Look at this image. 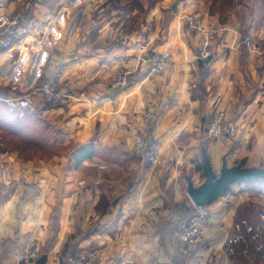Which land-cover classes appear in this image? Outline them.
Wrapping results in <instances>:
<instances>
[{"label": "crops", "instance_id": "1", "mask_svg": "<svg viewBox=\"0 0 264 264\" xmlns=\"http://www.w3.org/2000/svg\"><path fill=\"white\" fill-rule=\"evenodd\" d=\"M24 1L0 0V13H12ZM139 1L36 4L28 31L0 50V102L30 96L33 106L16 110L17 121L26 127L42 121L44 139L18 148L0 135V185L17 178L40 185L35 195L0 197V264H16L30 240H38L42 251L51 241L46 264H58L71 237L77 250L96 251L93 264H264L244 226L246 241L234 254L225 244L240 220L264 224V179L235 182L226 190L229 199L222 198L224 191L206 205L203 233L190 256L181 254L171 233L181 215H173V205L185 203L194 213L187 177L195 184L203 180V147L216 171L223 160L264 166V0H231L222 14L205 0H177L176 10V0H151L137 10ZM167 6L170 16L163 13ZM185 14L215 31V60L200 92L196 59L203 36L184 27ZM153 51H169L171 60L150 77L143 68ZM58 65L64 66L65 98L43 106L34 90ZM118 67L131 79L112 88ZM143 109L157 114L147 128L162 145L153 166L134 153ZM217 112L235 121L236 136H207ZM26 145L27 154L19 153ZM260 240L264 244V232Z\"/></svg>", "mask_w": 264, "mask_h": 264}, {"label": "built area", "instance_id": "2", "mask_svg": "<svg viewBox=\"0 0 264 264\" xmlns=\"http://www.w3.org/2000/svg\"><path fill=\"white\" fill-rule=\"evenodd\" d=\"M49 0H25L14 12L0 13V50L9 48L17 39L22 37L28 31V24L31 19V13L36 4H44ZM184 25L197 32H201L203 40L201 44V57L207 58L213 56V47L210 41L215 33L214 30H205L201 27L199 18L195 15L186 16ZM243 41L249 49L253 50L254 46L248 36L243 37ZM264 58V43L261 46L260 52ZM75 57V56H74ZM76 58V57H75ZM171 60V54L168 51H153L146 59L143 71L146 75L153 77L161 74ZM63 65H58L46 74L38 87L34 90L40 97L43 106H50L62 102L65 98V91L60 82V75L63 70ZM129 72L125 67H118L112 73L110 78V87L119 88L126 84ZM33 106V101L30 96L21 95L6 99V107L8 110H23ZM157 117L155 110L143 109L141 112V120L143 129L137 133L135 138L134 153L142 158L150 165H156L159 161V155L162 148L159 139L152 137L148 131V126L151 121ZM239 132L235 121L224 116L222 112H217L213 116L207 128L208 137H218L219 135L228 134L233 137ZM101 167L105 165L101 164ZM22 191L24 194L34 195L40 191L38 183L29 182L21 178L7 181L0 185V197L6 198ZM231 193L225 191L222 198L229 199ZM194 206V213L181 220L172 229V236L180 244L181 254L190 256L195 252L198 242L203 233L202 219L208 215V210L205 205ZM180 218H177L178 220ZM251 234V238L255 241V249L264 260V244L260 240L264 232V224L260 223L254 226L248 223L245 219L240 220L235 225V234L229 236L225 241L226 248L229 254L235 253L236 245L246 241V236L242 230ZM42 253V244L38 240H30L26 243L23 251V257L27 261H34ZM96 257V251L89 249L86 251H72L67 255V264H93Z\"/></svg>", "mask_w": 264, "mask_h": 264}, {"label": "trees", "instance_id": "3", "mask_svg": "<svg viewBox=\"0 0 264 264\" xmlns=\"http://www.w3.org/2000/svg\"><path fill=\"white\" fill-rule=\"evenodd\" d=\"M218 1H220L218 4H216ZM205 2L210 3L211 6H214V8L222 14L229 8L230 0H205ZM215 60L214 56H210L207 58H202L201 55L196 59L197 65L200 70V82L195 85V89H197L198 92L202 91L203 87V81L205 76L208 73L210 64ZM131 77L129 75L128 80H130ZM15 111H10L6 108L5 104L3 102H0V135L3 136L4 143L9 145H14L15 147L21 148L22 145L26 142L32 145H40V143H43L44 140L39 136V133L41 132V128L43 126V122L40 120H37L36 122H32L28 127H26L22 122L17 121ZM154 123V120L151 121V126ZM150 128V127H149ZM207 132V130H206ZM9 135L11 138L7 140L6 142V136ZM38 144V145H37ZM205 144V143H204ZM206 145V144H205ZM28 145L23 147L21 149V154H27L26 148ZM205 151H207L206 146L203 147ZM36 154H38L36 152ZM230 186L226 188V190L229 189ZM2 200V199H1ZM172 213L173 215L179 214L180 216L178 220H175L174 224L172 225L171 229H173L178 222H180L183 219H186L192 215V213L188 210V207L185 203H177L173 205L172 207ZM90 233V232H89ZM72 238L71 237L67 242L63 244V247L61 248L59 255L61 257V260H66L67 255L72 251H77V248L72 244ZM52 242H48V244L45 246L42 252L46 253L51 249Z\"/></svg>", "mask_w": 264, "mask_h": 264}, {"label": "water", "instance_id": "4", "mask_svg": "<svg viewBox=\"0 0 264 264\" xmlns=\"http://www.w3.org/2000/svg\"><path fill=\"white\" fill-rule=\"evenodd\" d=\"M176 3L172 9L176 10ZM202 176L203 180L195 184L191 177H187V194L196 205H209L221 195L226 188L235 182L252 183L264 179V166H242L235 164L228 166L223 160L222 165L216 171L207 151L202 148ZM47 253H41L34 261H27L24 257L16 264H46ZM58 264H67L66 260H60Z\"/></svg>", "mask_w": 264, "mask_h": 264}, {"label": "rangeland", "instance_id": "5", "mask_svg": "<svg viewBox=\"0 0 264 264\" xmlns=\"http://www.w3.org/2000/svg\"><path fill=\"white\" fill-rule=\"evenodd\" d=\"M150 1H151V0H140V1H139V5H138L139 7L137 8V10H139L140 7H141V8H144V7H146V6L148 7V6L150 5ZM173 1H174V0H173ZM176 1H177V0H176ZM230 1H231V0H230ZM169 10H171V9L169 8ZM169 10H168V6H167L166 9L163 10L164 15H166V12H167V14L170 16L171 13L169 12ZM136 15H139V12H138V11L136 12ZM187 16H189V15L187 14ZM195 16H196V15H195ZM185 17H186V14H185ZM185 17L182 18L183 21H184ZM197 17H198V16H197ZM198 18H199V17H198ZM199 22H200V21H199ZM200 25H201V24H200ZM184 27L187 28L185 25H184ZM201 27H202V26H201ZM202 28H203V27H202ZM187 29H188V28H187ZM189 31L192 32V34H198V33H201V32H197V31H195V30H190V29H189ZM201 34H202V33H201ZM121 36H122V34H121ZM202 36H203V35H202ZM120 39H121V40H120ZM120 39H119V40L122 41L123 43L126 41V40H125V36L123 37V39H124L125 41H123L122 38H120ZM119 40H118V41H119ZM212 40H214L213 37H212L211 41H212ZM211 41H210V44L212 45ZM201 44H202V40H201V42H200V51H201ZM168 52H169V51H168ZM169 53H170V52H169ZM170 54H171V53H170ZM148 56H149V55H148ZM128 77H129V76H128ZM16 110H17V109H16ZM16 110H11V111H16ZM252 183H253V182H252ZM36 194H37V193H36ZM34 195H35V194H34Z\"/></svg>", "mask_w": 264, "mask_h": 264}]
</instances>
